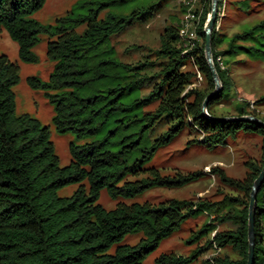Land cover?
Segmentation results:
<instances>
[{"label": "trees", "instance_id": "obj_1", "mask_svg": "<svg viewBox=\"0 0 264 264\" xmlns=\"http://www.w3.org/2000/svg\"><path fill=\"white\" fill-rule=\"evenodd\" d=\"M169 1L173 0H80L53 25H44L31 15L45 0H0V31L5 30L17 43L22 61L37 62L32 48L39 35L52 38L46 47L47 56L54 62L48 80L28 77L27 82L47 91L55 130L84 140L69 144L71 160L59 166L49 129L28 114L15 113L11 87L19 79L18 67L0 54V264H143L161 240L187 218L203 212L212 213V220L217 222L230 221L235 228L215 231L214 223H204L189 241L197 242L212 233L210 239L207 237L188 255L162 254L154 264H190L211 248L227 246L238 258L217 255L212 257V264H246V201L242 208H233V200L238 199L227 198L228 203L223 204L229 211L221 214V203L206 200L118 203L112 209L97 203L102 189L112 199L130 198L153 187H181L203 176L201 170L161 175L144 167L159 147L185 127L199 130L202 136L193 141L210 147L226 144L240 131L256 133L262 137L264 157V127L252 121L220 120L217 118L224 116L213 110L228 94L226 71L218 58L240 53L264 58V19L233 34L221 51L216 50L221 39L214 24L211 59L222 90L207 99V115L202 111L206 92H183L190 73L181 66L194 57L200 72L214 86L204 58L203 31L211 0H199L202 10L195 31L202 42H194L191 49L184 51L181 46V25L165 27L154 50L161 59L155 74L150 73L152 61L131 63L117 58L112 37L148 20ZM81 25L84 28L78 31ZM258 101L264 102V94ZM151 105L154 108L147 109ZM236 110L234 116H254L242 105ZM261 167L252 166L244 181L227 178L219 168L212 172L249 197ZM83 181L86 185H79L68 197L56 193L58 188ZM263 218L264 180L253 205V264L264 261ZM134 232L143 234L137 243L119 245L107 253L112 244Z\"/></svg>", "mask_w": 264, "mask_h": 264}, {"label": "rangeland", "instance_id": "obj_2", "mask_svg": "<svg viewBox=\"0 0 264 264\" xmlns=\"http://www.w3.org/2000/svg\"><path fill=\"white\" fill-rule=\"evenodd\" d=\"M78 1L80 0H45L44 5L34 12L31 18L44 25H53L59 17L69 13ZM184 2V0L169 1L148 20L129 26L123 32L113 36L111 43L115 48L117 58L131 63L143 60L152 61L153 66L150 73L155 74L159 69L161 59L156 58L154 50L160 45L159 37L165 27L182 25L188 10L195 14L192 20L197 25L202 10L201 3L199 0H191L188 5ZM262 19H264V0H217L215 31L221 42L216 46V50L225 49L228 39L233 34L250 28ZM83 28L84 25H81L77 30L81 31ZM50 40L52 38L46 34L39 35L38 43L32 48L38 60L35 63H29L19 58L17 43L10 39L7 32L2 29L0 31V54L5 55L18 67L19 79L11 87L15 95V113L28 114L49 129V139L58 157L59 166L62 167L68 165L71 160L69 144L84 140L77 141L71 132L58 133L55 130L52 123L53 104L46 97L47 91L33 88L27 82L28 77H37L43 82L48 80L54 64L46 51ZM196 41L201 43L202 39L196 35L192 41L193 44ZM181 43V46L186 48L187 42L183 40ZM240 44L247 43L241 42ZM219 58L221 67L226 71L228 94L215 104L214 113L221 116H234L237 114L236 107L242 105L255 117L264 120V102L258 101L264 94V58L252 57L245 53ZM181 70L190 73L189 83L185 86L184 93L197 90L209 94L215 89L214 86L209 85L198 69L194 57L189 58L181 66ZM218 89L222 90L220 80ZM147 91L148 89H145L144 93L146 94ZM48 92L54 93L52 90ZM154 106H148L147 109L152 110ZM160 130L159 128L158 131ZM201 136L202 133L195 128H183L168 144L159 147L154 156L144 165L145 168L157 170L161 175H174L176 172L185 174L201 170L204 175L197 180L181 187H153L130 198L112 199L106 190L102 189L97 203L105 209H112L118 203L157 205L170 199L206 200L221 203L219 213L221 214L229 211V207L224 206L223 203H228L227 198L233 197L238 199L233 200V208H242L244 205L242 202L245 201L249 206V197L245 196L241 190L227 186L217 174L212 172V169L219 168L227 178L244 181L252 171V166H261L264 163L262 137L256 133L240 131L235 138H228L226 144L210 147L193 141ZM129 179H134V177H129ZM81 184L86 185V181L65 185L58 188L56 193L60 197H68ZM239 203L241 205H238ZM213 218L212 213L206 212L187 218L175 231L161 240L159 245L143 259V264H154L155 259L162 254H190L207 237L210 239L212 236L211 233L197 242L189 241L191 235L196 233L204 223H214L215 231L235 228V224L230 221L217 222L212 220ZM262 225L264 227V218ZM142 237L141 232L128 233L119 242L112 244L107 253H113L119 245H133ZM217 255L227 256L230 259L238 258L236 251L227 246L222 249L211 248L190 264H212V257Z\"/></svg>", "mask_w": 264, "mask_h": 264}, {"label": "water", "instance_id": "obj_3", "mask_svg": "<svg viewBox=\"0 0 264 264\" xmlns=\"http://www.w3.org/2000/svg\"><path fill=\"white\" fill-rule=\"evenodd\" d=\"M216 9H217V0H211V5H210V13L209 16L207 17L203 31H204V36H205V42H204V58L206 60V63L209 68V72L211 74L214 87L215 89L207 94V96L204 98L202 102V111L204 114L207 115L206 113V103L207 99L211 96L216 94L219 89V77L217 75V72L215 70V67L212 63L211 59V32L215 24L216 20ZM217 119L220 120H241V121H252L255 123H259L262 127H264V121L260 120L259 118L253 116V115H241V116H224V117H218ZM264 180V163L261 167L260 172L258 175L255 177V179L252 181L251 187H250V192H249V206H248V218H247V241H248V249H247V260L246 264H253V245H254V235H253V205H254V198L259 190L262 182Z\"/></svg>", "mask_w": 264, "mask_h": 264}, {"label": "built area", "instance_id": "obj_4", "mask_svg": "<svg viewBox=\"0 0 264 264\" xmlns=\"http://www.w3.org/2000/svg\"><path fill=\"white\" fill-rule=\"evenodd\" d=\"M185 4L188 5L190 3L191 0H184ZM195 16L194 13H190L188 10L187 16L184 18L185 20H183L182 25L179 28V36L185 40V42H187L186 48L184 51H186L187 49H189L192 44H193V40L196 38V24L194 23V21L192 20V18ZM220 59V58H218Z\"/></svg>", "mask_w": 264, "mask_h": 264}]
</instances>
